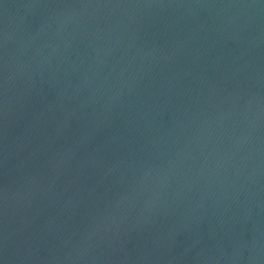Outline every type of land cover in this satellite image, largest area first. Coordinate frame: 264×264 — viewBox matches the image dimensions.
<instances>
[{
    "label": "water",
    "instance_id": "1",
    "mask_svg": "<svg viewBox=\"0 0 264 264\" xmlns=\"http://www.w3.org/2000/svg\"><path fill=\"white\" fill-rule=\"evenodd\" d=\"M0 264H264V0H0Z\"/></svg>",
    "mask_w": 264,
    "mask_h": 264
}]
</instances>
